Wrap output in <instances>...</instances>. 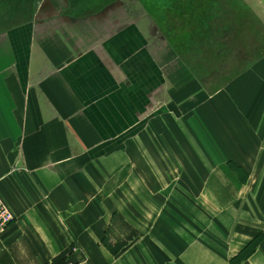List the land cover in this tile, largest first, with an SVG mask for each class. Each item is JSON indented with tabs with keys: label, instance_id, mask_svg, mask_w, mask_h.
<instances>
[{
	"label": "crops",
	"instance_id": "crops-1",
	"mask_svg": "<svg viewBox=\"0 0 264 264\" xmlns=\"http://www.w3.org/2000/svg\"><path fill=\"white\" fill-rule=\"evenodd\" d=\"M16 1L0 0V264H230L264 233V45L209 90L115 3ZM211 2L264 42V0ZM237 264H264V235Z\"/></svg>",
	"mask_w": 264,
	"mask_h": 264
},
{
	"label": "rangeland",
	"instance_id": "rangeland-1",
	"mask_svg": "<svg viewBox=\"0 0 264 264\" xmlns=\"http://www.w3.org/2000/svg\"><path fill=\"white\" fill-rule=\"evenodd\" d=\"M131 10V20L144 22L145 28H155L157 34L171 39L173 53L183 56L193 72L213 74L204 82L209 90L223 84L224 77L245 68L242 63L259 56V47L264 45L259 43L262 35L253 31L259 29V19L252 18L251 34L243 33L242 18L234 28L240 33H230L227 17L213 18L211 0H138ZM233 61L236 65H229ZM193 89L189 85V91Z\"/></svg>",
	"mask_w": 264,
	"mask_h": 264
},
{
	"label": "flooded vegetation",
	"instance_id": "flooded-vegetation-1",
	"mask_svg": "<svg viewBox=\"0 0 264 264\" xmlns=\"http://www.w3.org/2000/svg\"><path fill=\"white\" fill-rule=\"evenodd\" d=\"M36 1V0H35ZM69 1H83V0H64V6L63 7H59V9L58 10H63V9H66V8H71V5H68V3H69ZM108 1V5L107 6H109L110 4H112V3H115V8L117 9V12H119L120 10V12H119V15H126V14H130L131 13V7H132V5L134 6V5H136V3L138 2V0H107ZM48 2V0H44V3H45V5H46V3ZM67 3V4H66ZM128 3H130V4H128ZM15 5H17L18 6V8L19 7H24V6H26L27 5V3H25L23 0H17L16 2H15ZM105 5V6H106ZM104 6V7H105ZM104 7H102V8H104ZM117 7H119V8H117ZM35 8V7H34ZM94 8V7H93ZM36 9V8H35ZM34 9V10H35ZM45 8H42L41 10H35L34 12H36V13H41L43 10H44ZM85 11V13H87V12H92V10H89L88 8H87V10H86V8L84 9ZM110 10V12L112 11V8H110L109 9Z\"/></svg>",
	"mask_w": 264,
	"mask_h": 264
},
{
	"label": "trees",
	"instance_id": "trees-1",
	"mask_svg": "<svg viewBox=\"0 0 264 264\" xmlns=\"http://www.w3.org/2000/svg\"><path fill=\"white\" fill-rule=\"evenodd\" d=\"M263 235L264 233L255 235L233 258H231L230 264H237L249 256L261 241Z\"/></svg>",
	"mask_w": 264,
	"mask_h": 264
},
{
	"label": "built area",
	"instance_id": "built-area-1",
	"mask_svg": "<svg viewBox=\"0 0 264 264\" xmlns=\"http://www.w3.org/2000/svg\"><path fill=\"white\" fill-rule=\"evenodd\" d=\"M13 221V216L7 210L5 205L3 204L1 198H0V232L3 231L5 228H7ZM66 264H74L72 262H68Z\"/></svg>",
	"mask_w": 264,
	"mask_h": 264
},
{
	"label": "water",
	"instance_id": "water-1",
	"mask_svg": "<svg viewBox=\"0 0 264 264\" xmlns=\"http://www.w3.org/2000/svg\"><path fill=\"white\" fill-rule=\"evenodd\" d=\"M40 0H38V2H39Z\"/></svg>",
	"mask_w": 264,
	"mask_h": 264
}]
</instances>
